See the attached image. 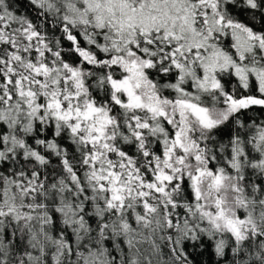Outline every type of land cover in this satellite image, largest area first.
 <instances>
[{"label": "snow or ice", "instance_id": "6c2138e0", "mask_svg": "<svg viewBox=\"0 0 264 264\" xmlns=\"http://www.w3.org/2000/svg\"><path fill=\"white\" fill-rule=\"evenodd\" d=\"M0 264H264V0H0Z\"/></svg>", "mask_w": 264, "mask_h": 264}]
</instances>
